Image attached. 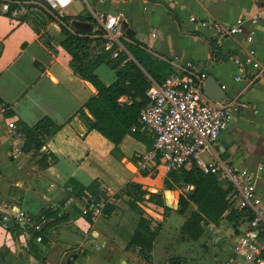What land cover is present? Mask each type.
Wrapping results in <instances>:
<instances>
[{
  "label": "crops",
  "instance_id": "obj_1",
  "mask_svg": "<svg viewBox=\"0 0 264 264\" xmlns=\"http://www.w3.org/2000/svg\"><path fill=\"white\" fill-rule=\"evenodd\" d=\"M17 1L22 8L16 15L0 16V248L6 245L15 254L11 264H171L177 258L181 262L173 264H223L234 258V243L250 229L249 212L238 208L237 197L233 195L232 200L239 213L226 216L228 212L218 224L206 225L197 240L184 235L182 225L197 209L191 202L185 212L178 210L179 195L189 194V190L185 185L164 190L140 173L134 157L148 149L146 144L127 135L116 145L97 130L88 131L76 113L97 90L71 68V57L61 46V24L54 20L37 32L31 22L19 20V15L30 13L27 5L36 0ZM90 4L96 11L124 12L134 36L147 50L168 62L176 56L193 60L221 86L226 85V89H219L226 92L225 100L237 96L248 105L234 113L214 150H204L201 155L207 162L248 169L264 196V78L255 83L235 80L239 60L250 47L246 34L252 30L256 58L264 63V0H90ZM83 13L91 16L86 7ZM66 14L78 13L73 5ZM239 17L246 18L241 35L221 37L201 24L203 19L233 24ZM254 17H258L257 23L251 21ZM74 20L82 19L72 18L70 23ZM82 21L93 22V31L99 29L93 17ZM123 39L131 41L128 34ZM211 42L219 47L215 52ZM100 66L95 70L99 77ZM245 69L248 75L253 72L250 64ZM115 79L111 69L110 78L102 81L111 84ZM44 116L62 124V129L39 153L24 152L19 119L33 125ZM10 122L17 127L11 129ZM13 147L22 152L13 153ZM48 153L57 159L43 167L40 160ZM161 170L165 177L167 173ZM70 179L85 186L98 179L110 195L120 194L135 180L148 191L163 192L170 203L177 202L168 211L148 201L142 203L148 217L154 219L152 225L162 224L151 258L141 255L139 245L129 246L141 216L126 195L114 200L116 210L109 218L100 216L91 223L83 214L86 197H76L66 189ZM193 188L190 185L188 189ZM47 208H60L59 215L68 213L70 218L49 230L47 242L34 239L40 249L38 258L28 245L26 230L14 237L2 225L3 217L20 209L38 216ZM236 261L247 264L238 257Z\"/></svg>",
  "mask_w": 264,
  "mask_h": 264
},
{
  "label": "trees",
  "instance_id": "obj_2",
  "mask_svg": "<svg viewBox=\"0 0 264 264\" xmlns=\"http://www.w3.org/2000/svg\"><path fill=\"white\" fill-rule=\"evenodd\" d=\"M39 2L41 0H36L35 4H28V8L31 9L30 13L19 15V20L31 22L37 32L40 31L41 27H45L48 22L55 20L54 14L52 15ZM21 8L18 4L11 5V9L14 10H21ZM72 18L92 19L86 13H79L76 16L65 15L60 25L64 34L61 46L71 57L70 65L73 71L88 80L97 90V94L80 107L76 114L86 124L88 131L97 130L116 145H119L127 135H130L151 148L153 135L140 122L139 115L141 109L149 102L147 92L152 85V80L162 83L174 73V67L168 61L147 50L143 42L136 39L135 36L128 35L131 41L120 39L125 49H120L117 43H113L109 49H106L108 39L102 28L91 33H83L72 26L70 23ZM211 48L212 52H215L214 50H218L219 47L211 42ZM102 64H107L116 74V79L111 84L104 83L95 72L96 68ZM122 97L127 98V101H120ZM19 124L24 139L22 150L32 154L39 153L46 146L48 140L63 127L62 124L57 123L49 116L42 117L33 125H27L19 119ZM56 159L55 154L48 153L42 156L40 164L47 167ZM138 159V156L134 157L136 162ZM158 169H153L151 173L156 176ZM140 173L142 175L148 174L147 171ZM163 183L164 190L183 188L185 184L195 187L193 194L182 192L178 201V210L182 212L189 208L191 202L197 205V209L191 212L182 225V233L194 240L199 239L204 234L206 225L218 224L228 212L226 216L237 214L240 211L233 204L232 198L235 191L232 185L228 182L220 183L215 175L204 173L195 164L184 165L168 172ZM143 185L141 182L132 180L125 185L120 194L110 195L98 179L87 186L75 179H70L66 184V189L71 195L86 197L87 206L101 200H109L112 197L113 201L107 202L103 209V216L106 218H109L116 210L114 200L121 195H126L129 204L141 216L129 246L139 245L141 255L150 259L154 241L162 224L152 225L154 219L148 217L142 203L144 201L151 202L164 207L165 211L171 210V208L166 205V197L163 192L148 191L144 189ZM60 212V208H47L35 216L38 219L44 215L49 220L42 233L44 242H47L45 235L49 230L69 220L70 215L68 213H63L60 216ZM248 215L251 220L252 214L248 213ZM86 216L93 223L92 214ZM0 220H2L1 216ZM7 230L14 237H18L21 230H26L29 235V247L38 258L40 257V249L34 241L39 234L38 232L31 227L22 226L14 220L8 223ZM14 258L15 254L6 245L0 248V264H11ZM175 261L180 263L181 259H174L171 264Z\"/></svg>",
  "mask_w": 264,
  "mask_h": 264
},
{
  "label": "built area",
  "instance_id": "obj_3",
  "mask_svg": "<svg viewBox=\"0 0 264 264\" xmlns=\"http://www.w3.org/2000/svg\"><path fill=\"white\" fill-rule=\"evenodd\" d=\"M74 1L69 0L66 6H62L59 0H41L39 4L52 15L54 14L55 21L61 24L62 18L67 15L66 9L73 6ZM82 2L99 28L105 31L108 39L106 49H109L113 43L122 45L120 39L127 36L122 29V21L126 20V14L105 10L96 11L90 4V0H82ZM17 3V0H0V16L9 15V13L16 15L17 10L11 9V5ZM191 18L195 20L194 16ZM112 20L116 23L112 24ZM251 21L257 23L258 17L252 18ZM245 22L246 18L239 17L233 24H225L215 19H203L201 24L218 36L230 37L244 34ZM246 41L250 47L239 60L240 72L235 76V80L255 83L264 78V63L256 58L253 30L246 34ZM169 62L176 72L162 83L152 80V85L147 92L149 102L141 109L139 115L140 122L153 135V144L139 156L138 170L152 171L160 168L168 173L184 165L195 164L204 173L215 175L220 183L231 184L235 191L234 195L237 197L238 208L251 213L252 219L250 229L234 243L235 257L223 264H240L236 261L237 257L247 264H264V196L258 192L250 171L219 162H207L201 155L204 150H214V143L227 128L234 113L248 105L239 101L237 96L223 102H216L209 98L204 92V83L208 74L193 60H183L176 56ZM246 64L253 67L250 75L245 69ZM222 88L226 89V85H222ZM120 101H127V98L122 97ZM9 127L15 129L17 125L15 122H10ZM21 152L20 148L13 147V153ZM109 201H113L112 197L89 206L86 204L83 214L91 213V219L95 222L103 216V209ZM11 220L22 226L31 227L39 233L35 237L36 241L43 242L42 233L49 222L44 215L36 219L35 215L20 209L13 216L4 215L2 225L7 228ZM92 235L94 238L98 237L95 231Z\"/></svg>",
  "mask_w": 264,
  "mask_h": 264
},
{
  "label": "water",
  "instance_id": "obj_4",
  "mask_svg": "<svg viewBox=\"0 0 264 264\" xmlns=\"http://www.w3.org/2000/svg\"><path fill=\"white\" fill-rule=\"evenodd\" d=\"M74 7L77 11V13H83L85 6L82 0H75L74 1ZM72 26L83 33H91L93 31L94 23L93 22H87V21H82V20H74L72 22ZM122 29L125 31L126 34L129 36H134L135 30L129 25V23L126 20L122 21ZM219 89H223L218 80H216L213 76H208L205 80L204 83V92L205 94L215 100L216 102H223L227 95L224 90L222 92ZM185 188L189 190V194H193L195 187L193 189H188L190 188V185L185 184ZM166 205L168 207H171L172 204L169 202V200H166ZM73 264H78L77 262H74Z\"/></svg>",
  "mask_w": 264,
  "mask_h": 264
},
{
  "label": "rangeland",
  "instance_id": "obj_5",
  "mask_svg": "<svg viewBox=\"0 0 264 264\" xmlns=\"http://www.w3.org/2000/svg\"><path fill=\"white\" fill-rule=\"evenodd\" d=\"M99 73H100V77L103 80H108L110 78V75H111V69H110V67L107 64H102L99 67ZM147 172H148V174L147 175H144V176L150 177L152 179L150 181L152 184H155V185H158V186H160V185L163 186L164 185V183H163L164 173H163V171L160 168L158 169V174L156 176H154L153 173H151V170H149ZM166 198L168 199L167 196H166ZM171 203H172V205H174L177 202L176 203H173L171 201Z\"/></svg>",
  "mask_w": 264,
  "mask_h": 264
},
{
  "label": "clouds",
  "instance_id": "obj_6",
  "mask_svg": "<svg viewBox=\"0 0 264 264\" xmlns=\"http://www.w3.org/2000/svg\"><path fill=\"white\" fill-rule=\"evenodd\" d=\"M59 3L62 5V6H66L68 3H69V0H59ZM112 24L116 23L115 20H112L111 21ZM111 26V24L109 25V27Z\"/></svg>",
  "mask_w": 264,
  "mask_h": 264
}]
</instances>
